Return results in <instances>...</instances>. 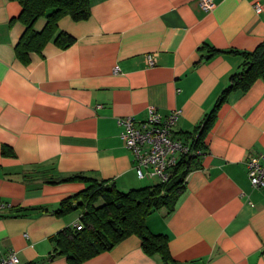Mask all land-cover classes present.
<instances>
[{
	"label": "crops",
	"instance_id": "1",
	"mask_svg": "<svg viewBox=\"0 0 264 264\" xmlns=\"http://www.w3.org/2000/svg\"><path fill=\"white\" fill-rule=\"evenodd\" d=\"M212 3L204 11L197 0H92L87 18L58 21L74 37L70 45L51 39L24 61L14 51L21 6L0 0V202L10 206L0 211V258L13 251L18 264H72L54 252L51 237L73 227L81 211H53L87 181L61 179L86 176L121 191L159 182L137 176L119 117L140 122L150 106L161 115L178 108L172 135L192 144L189 133L242 67L238 52L264 40V0ZM199 144L204 153L174 210L149 214L148 229L167 236L175 264H264V189L250 185L245 165L264 153V81L231 91ZM77 264L163 261L132 234Z\"/></svg>",
	"mask_w": 264,
	"mask_h": 264
},
{
	"label": "trees",
	"instance_id": "2",
	"mask_svg": "<svg viewBox=\"0 0 264 264\" xmlns=\"http://www.w3.org/2000/svg\"><path fill=\"white\" fill-rule=\"evenodd\" d=\"M21 6L17 20L24 30L14 46V51L22 60H27L28 52L40 53L46 42L53 40L65 48L74 37L58 29V21L63 16L82 20L90 15L92 0H17ZM43 17L41 29L34 28L35 22ZM210 54L219 50L210 48ZM236 52V51H234ZM244 57L242 67L229 77L228 85L222 90L215 106L204 120L189 135L192 148H200V140L214 121L215 111L227 95L236 89H246L257 79L264 81V40L253 50L238 52ZM4 154H12L10 147ZM197 156L183 155L173 167L167 181L153 185L121 191L114 184L91 177L74 175L61 180L81 179L87 187L79 193L63 199L53 212L65 215L79 209L81 215L77 223L80 229L66 227L51 237L56 243L55 251L63 254L72 264L80 263L96 254L112 249L129 235H137L142 249L148 253H158L163 264H175L168 249V238L162 233L151 232L146 217L152 212L165 208L167 214L174 210L176 202L184 190L185 177ZM56 182V181H54ZM54 254V253H53ZM52 254V255H53Z\"/></svg>",
	"mask_w": 264,
	"mask_h": 264
},
{
	"label": "built area",
	"instance_id": "3",
	"mask_svg": "<svg viewBox=\"0 0 264 264\" xmlns=\"http://www.w3.org/2000/svg\"><path fill=\"white\" fill-rule=\"evenodd\" d=\"M197 2L204 11H209L213 6L212 0ZM260 10V6H257L256 11ZM145 61L148 66H153L155 53L146 54ZM180 113V109L174 108L161 115L155 107L150 106L143 121L137 122L132 116L117 119V124L122 128L120 139L133 153L134 169L139 178L148 175L158 178L159 182H165L181 156L190 154L199 157L204 153L202 149L192 148L187 142L173 137V127ZM245 165L250 185L253 188L264 189V153L250 155ZM9 207V204L0 202V211ZM75 225L77 229L81 228L79 223ZM18 263L19 258L13 251L0 258V264Z\"/></svg>",
	"mask_w": 264,
	"mask_h": 264
},
{
	"label": "rangeland",
	"instance_id": "4",
	"mask_svg": "<svg viewBox=\"0 0 264 264\" xmlns=\"http://www.w3.org/2000/svg\"><path fill=\"white\" fill-rule=\"evenodd\" d=\"M156 181H158V178H156V177H155V180H154V182H156Z\"/></svg>",
	"mask_w": 264,
	"mask_h": 264
}]
</instances>
